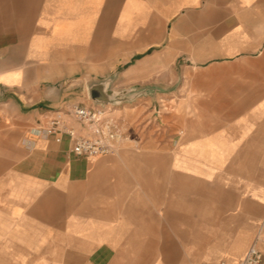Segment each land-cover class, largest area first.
Listing matches in <instances>:
<instances>
[{
  "label": "crops",
  "instance_id": "crops-1",
  "mask_svg": "<svg viewBox=\"0 0 264 264\" xmlns=\"http://www.w3.org/2000/svg\"><path fill=\"white\" fill-rule=\"evenodd\" d=\"M215 38L227 39L217 53L233 55L216 63L234 69L224 78L231 92L217 91L227 104L213 130L186 125L171 152L125 143L116 153L79 157L67 135L57 141L35 132L71 101L64 80L106 77L148 49L143 62L192 53L194 42L207 54ZM166 188L174 231L161 258H123L120 238L154 227L152 206ZM209 195L219 199L215 213L228 215L216 250ZM258 206L264 209V0H0V264H187L197 256L236 264L253 242L264 258ZM66 245L73 247L66 252Z\"/></svg>",
  "mask_w": 264,
  "mask_h": 264
},
{
  "label": "rangeland",
  "instance_id": "rangeland-1",
  "mask_svg": "<svg viewBox=\"0 0 264 264\" xmlns=\"http://www.w3.org/2000/svg\"><path fill=\"white\" fill-rule=\"evenodd\" d=\"M225 41H227L226 38H220L219 40L215 38L212 41L214 43L209 45L210 53L203 55L196 52L198 47L195 46L196 43L194 42L192 53L178 52L175 55H171L170 61L167 58H162L143 62V58L152 53V49H148L143 54L133 55L128 62L124 63L120 68L110 71V75L106 77L81 75L64 80L61 84L63 88H68L67 91L70 92L69 99L71 101L61 103L60 106L66 109L77 103L95 105L102 112V116L117 119L122 131L119 141L120 147L125 143L139 141L143 143L139 151L144 150L145 147L147 152L159 151V149L163 151L166 149L171 152L178 139L184 138L186 125L192 127L194 132L200 131L202 133H207L217 126L218 115L223 112V104H227L223 102L224 95H219L217 91L231 90V82L229 84L224 82V78H232L234 70L233 66L219 68L216 64L217 61L223 60L224 57L233 56L217 53L223 48V42ZM138 64L141 65L138 66ZM143 65L144 68H142ZM158 65L159 68H151ZM245 67L247 68V66ZM244 71L247 70L242 68V74ZM107 78H110L109 87L112 90L119 91L130 87H138L150 88L153 92L150 95L140 96L131 102H125L118 106L96 105L89 98L88 86L93 81L106 80ZM219 79L221 81H218ZM67 122L71 123V125L77 124L70 119ZM145 143H147L146 146H144ZM169 196L170 191L168 188L164 189L161 199H159L161 202L152 206L156 211L153 219L155 224L152 229L138 231V236L136 237L129 238L125 236L122 239L120 238L123 258L148 256L161 258L165 235L172 234L174 231L168 229L169 222L166 218ZM208 200L209 210L211 211L208 215L210 219L209 231L213 233L210 240L215 244L213 249L216 250L217 246H223V238L221 236L224 226L223 217L228 215L215 213V210L218 209L217 201L219 200L216 196L209 195ZM195 216L197 217L198 214H194ZM263 219L264 209L258 206L256 231H259L262 226ZM247 223V215L242 214L239 221L240 227L242 229L247 227ZM178 225L183 226V224ZM177 232L181 231L177 230ZM263 234L264 228L259 234L261 236L260 239L264 240ZM72 247L66 245V252ZM48 248L50 252L56 250L53 245ZM177 249L180 255L184 254L185 245L179 239H177ZM262 250L264 253V241ZM199 251L200 247L194 246L193 253L197 254ZM90 254L91 250H86V253L83 254L84 261L90 258ZM202 261L208 264L215 262L197 256L187 260V264H200ZM130 262L135 261H124V264ZM159 262L149 261L148 264ZM164 263L178 264V260L173 259Z\"/></svg>",
  "mask_w": 264,
  "mask_h": 264
},
{
  "label": "built area",
  "instance_id": "built-area-1",
  "mask_svg": "<svg viewBox=\"0 0 264 264\" xmlns=\"http://www.w3.org/2000/svg\"><path fill=\"white\" fill-rule=\"evenodd\" d=\"M68 119L76 122L80 129L76 130L67 122ZM35 130L37 133L54 135L57 141L61 140V135H67L72 142L71 153L79 157L116 153L121 145L119 141L122 131L118 120L102 116V112L95 105L74 104L66 109H59L55 116L47 120L44 127ZM262 262L263 254L256 242H253L236 264H262ZM216 264H224V262L219 261Z\"/></svg>",
  "mask_w": 264,
  "mask_h": 264
},
{
  "label": "water",
  "instance_id": "water-1",
  "mask_svg": "<svg viewBox=\"0 0 264 264\" xmlns=\"http://www.w3.org/2000/svg\"><path fill=\"white\" fill-rule=\"evenodd\" d=\"M110 78L93 81L88 86V95L94 104L118 106L125 102H131L140 96L150 95V88L130 87L119 91L109 87ZM156 91V90H154Z\"/></svg>",
  "mask_w": 264,
  "mask_h": 264
}]
</instances>
